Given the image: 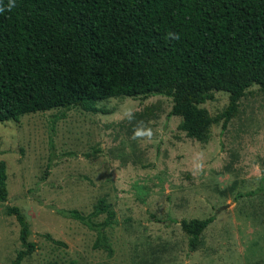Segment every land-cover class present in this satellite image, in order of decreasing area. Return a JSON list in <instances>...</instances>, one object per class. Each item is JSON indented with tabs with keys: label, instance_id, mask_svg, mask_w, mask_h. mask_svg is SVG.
Wrapping results in <instances>:
<instances>
[{
	"label": "rangeland",
	"instance_id": "obj_1",
	"mask_svg": "<svg viewBox=\"0 0 264 264\" xmlns=\"http://www.w3.org/2000/svg\"><path fill=\"white\" fill-rule=\"evenodd\" d=\"M213 96L200 104L211 116L228 104V92ZM171 105L161 94L119 96L97 112L53 108L0 122V264L21 248L13 205L35 243L20 264H264V91L250 86L206 141L178 128ZM100 198L115 211L110 255L93 247L94 230L60 212L88 214ZM210 215L191 250L180 220Z\"/></svg>",
	"mask_w": 264,
	"mask_h": 264
},
{
	"label": "trees",
	"instance_id": "obj_2",
	"mask_svg": "<svg viewBox=\"0 0 264 264\" xmlns=\"http://www.w3.org/2000/svg\"><path fill=\"white\" fill-rule=\"evenodd\" d=\"M252 85L264 91V0H0V122L161 94L171 98L169 115L181 117L178 128L206 141L210 125L224 129ZM214 91L228 92V104L211 116L200 104ZM6 178L0 160V201ZM60 212L96 232L94 248L112 253L105 228L115 211L104 198L88 214ZM6 213L19 224L21 244L10 264H20L35 243L19 208ZM212 220H180L191 250Z\"/></svg>",
	"mask_w": 264,
	"mask_h": 264
}]
</instances>
